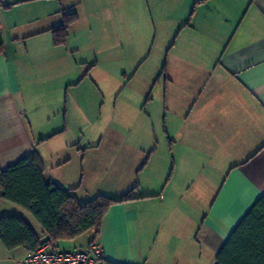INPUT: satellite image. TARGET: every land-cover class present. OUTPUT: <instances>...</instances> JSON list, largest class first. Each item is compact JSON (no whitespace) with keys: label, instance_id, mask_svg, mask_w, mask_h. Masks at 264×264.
<instances>
[{"label":"crops","instance_id":"crops-1","mask_svg":"<svg viewBox=\"0 0 264 264\" xmlns=\"http://www.w3.org/2000/svg\"><path fill=\"white\" fill-rule=\"evenodd\" d=\"M69 13L77 21L65 44L56 46L53 30ZM0 32L3 171L85 123L65 106V93L80 90L89 77L98 87L119 73L133 79L154 53L153 34L152 46L159 38L153 71L159 96L153 84L142 108L147 135L136 141L145 158L130 169L137 180L124 181L114 170L99 190L82 191L70 184V174L53 176L71 157L51 166L41 157L46 181L73 190L82 203L135 192L134 200L110 208L98 235L57 245L76 251L96 242L109 264H216L264 195V0H0ZM102 51L109 55L104 77L98 72ZM39 93L47 95L44 107ZM42 111L47 130L38 121ZM19 213L35 222L0 201V218ZM31 252L8 251L0 241V264H17Z\"/></svg>","mask_w":264,"mask_h":264},{"label":"rangeland","instance_id":"rangeland-1","mask_svg":"<svg viewBox=\"0 0 264 264\" xmlns=\"http://www.w3.org/2000/svg\"><path fill=\"white\" fill-rule=\"evenodd\" d=\"M153 35L149 49H152L154 53L133 79H131L132 76L123 78L122 73L117 72L120 75L113 79V82L104 81L102 78L101 88L89 77L80 90L73 88L69 93L64 94L65 106H71L82 119L86 120L81 126H70L68 136H56L42 143L39 152L42 158L48 160V165H53L56 158L59 161L67 157L72 158L68 168H55L53 172L55 178L64 179L67 174H70V184L79 185L82 191L91 188L99 190L101 184L106 181L105 177L108 179L109 172L112 173L114 170H118L116 176H120L124 181H127V178H133L134 182L137 180L138 174L131 175L130 169L134 167L138 158H145L141 150L142 146L137 145L136 141L139 140L141 143L142 138H146L147 135L146 128L141 124L145 119L142 108L147 102L146 97L150 95L149 89L153 84L157 86L154 96H159L158 79L156 78L155 83V77H153L155 74L153 71L158 69L160 62L157 57L159 38L156 45L152 46L155 34ZM105 54L102 51L98 55L102 60L105 58L98 69L102 77L106 72V59H109L107 58L109 55ZM116 56L123 60L126 58V52H119ZM160 64H163V61ZM35 96L40 106L44 107L47 95L39 93ZM159 99L156 97L155 103L158 104ZM79 103L82 105L80 106ZM138 104L139 107H137ZM156 107L161 109V105H156ZM43 113L42 111L38 116L40 117L38 121L41 128L47 130L51 125ZM72 136L75 141L71 140ZM115 140L122 142L118 145ZM140 178L142 179L143 175ZM28 222L38 231L39 226L35 222Z\"/></svg>","mask_w":264,"mask_h":264},{"label":"trees","instance_id":"trees-1","mask_svg":"<svg viewBox=\"0 0 264 264\" xmlns=\"http://www.w3.org/2000/svg\"><path fill=\"white\" fill-rule=\"evenodd\" d=\"M76 21L75 13L64 16L63 24L53 30L56 46L65 44ZM2 46L0 32V48ZM72 191L46 181L43 160L37 151L5 171L0 167V201L28 213L41 230L38 233L19 216H3L0 241L4 247L8 251L20 247L34 251L44 241L58 244L90 232L98 235L110 208L135 199L132 190L120 199L97 196L82 203ZM216 264H264V195L233 230Z\"/></svg>","mask_w":264,"mask_h":264},{"label":"built area","instance_id":"built-area-1","mask_svg":"<svg viewBox=\"0 0 264 264\" xmlns=\"http://www.w3.org/2000/svg\"><path fill=\"white\" fill-rule=\"evenodd\" d=\"M17 264H108L102 248L96 243L87 249L67 251L53 242H42L31 254Z\"/></svg>","mask_w":264,"mask_h":264}]
</instances>
